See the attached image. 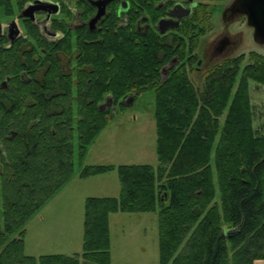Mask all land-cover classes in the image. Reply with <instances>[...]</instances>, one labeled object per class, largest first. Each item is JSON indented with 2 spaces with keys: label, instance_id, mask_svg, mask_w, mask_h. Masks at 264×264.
I'll return each instance as SVG.
<instances>
[{
  "label": "trees",
  "instance_id": "trees-1",
  "mask_svg": "<svg viewBox=\"0 0 264 264\" xmlns=\"http://www.w3.org/2000/svg\"><path fill=\"white\" fill-rule=\"evenodd\" d=\"M206 23L185 20L186 40L136 41L130 29L113 33V22L98 36L80 30L75 40L66 32L0 49V80L9 77L0 87V264H110L116 210H157L161 264H264V133L247 90L248 80L264 84V54L249 52L234 91L236 58L212 66L200 85L185 68L162 79L161 67L181 47L190 53ZM145 92L155 100L158 165L120 164L119 196L85 199L80 255L25 254L26 222L72 174L74 138L82 156L120 101ZM108 94L112 105L100 108ZM112 168L88 165L81 175Z\"/></svg>",
  "mask_w": 264,
  "mask_h": 264
},
{
  "label": "rangeland",
  "instance_id": "rangeland-1",
  "mask_svg": "<svg viewBox=\"0 0 264 264\" xmlns=\"http://www.w3.org/2000/svg\"><path fill=\"white\" fill-rule=\"evenodd\" d=\"M228 0L210 2L213 6L212 20H207L205 32L196 44V58L205 56L224 34L234 40L235 46L217 53L191 74L187 70L195 65L194 60L183 67L195 85L211 66L224 60L236 58L239 71L233 91L236 89L244 65L251 51L264 54V44L256 45L252 39V28L244 17L234 20H217L218 9ZM16 6H14V11ZM7 12L1 9L0 20L7 21ZM4 19V20H3ZM194 49L191 51L193 52ZM195 59V58H194ZM204 63V62H203ZM194 70V69H192ZM249 101L253 125L264 133V84L248 80ZM127 102V101H126ZM155 100L153 92L135 95L122 108H116L106 127L99 131L86 146L82 156L78 155L77 139L74 138L73 171L68 180L54 192L26 222L24 251L38 258L42 254L80 255L83 250L84 203L88 196H113L120 194V181L117 166L120 164L158 165L156 154V128L154 119ZM224 114L221 116L223 120ZM213 162V161H212ZM112 165L113 168L102 173L81 175L88 165ZM214 200L219 201L218 192ZM110 264H161L158 241V215L156 211H122L109 214ZM26 243V244H25Z\"/></svg>",
  "mask_w": 264,
  "mask_h": 264
},
{
  "label": "flooded vegetation",
  "instance_id": "flooded-vegetation-1",
  "mask_svg": "<svg viewBox=\"0 0 264 264\" xmlns=\"http://www.w3.org/2000/svg\"><path fill=\"white\" fill-rule=\"evenodd\" d=\"M51 1L58 3L56 12L35 10L31 16L25 15V6L34 0L26 1L20 8L16 7L15 11L12 8L6 14L7 21L0 20V49H7L8 52L10 46L16 42L32 46H39L42 39L56 42L66 32H69L71 40H75L80 30L87 31L88 35L96 34L98 36L107 30L113 22L115 24L113 33L116 34L120 29H130L131 35L136 41L147 36H153L159 40H170L176 35L180 40H186V34L183 32L185 20H212V13L215 10L213 6H207L213 1L207 0H110L103 7L101 0ZM202 5H206L203 15L200 10ZM100 8L103 12L96 18ZM1 9L3 8H0V11ZM240 10V4L228 0L227 4L218 9L217 20H234L236 16L244 17L246 20ZM91 20L97 21L92 24ZM190 34L193 35V33ZM235 45L234 40L224 34L217 40V44L209 52V55L205 56V61L202 58H196V47L190 53L181 47L180 54H174L161 67L162 79L167 77L172 68H183L186 66V62L191 60H194L195 65L193 68L191 65L187 70L191 74L196 73L202 65L207 66L217 53L229 50ZM42 50L37 47L35 51L41 56ZM7 83L8 76H5L0 80V87H6ZM132 97L128 96L120 102L127 103Z\"/></svg>",
  "mask_w": 264,
  "mask_h": 264
},
{
  "label": "water",
  "instance_id": "water-1",
  "mask_svg": "<svg viewBox=\"0 0 264 264\" xmlns=\"http://www.w3.org/2000/svg\"><path fill=\"white\" fill-rule=\"evenodd\" d=\"M110 0H101L102 7ZM232 3L240 4V13L245 15L246 23L252 28V39L256 45L264 44V0H232ZM58 3L51 0H34L25 6L24 14L32 15L35 10H46L48 12H56ZM103 12L102 8L96 15V18ZM95 18V19H96ZM97 20H91L92 24ZM15 24V22L13 21ZM132 99V98H131ZM112 97L108 94L105 101L99 104L100 108L112 105Z\"/></svg>",
  "mask_w": 264,
  "mask_h": 264
},
{
  "label": "bare ground",
  "instance_id": "bare-ground-1",
  "mask_svg": "<svg viewBox=\"0 0 264 264\" xmlns=\"http://www.w3.org/2000/svg\"><path fill=\"white\" fill-rule=\"evenodd\" d=\"M10 3V2H9ZM176 42V41H175ZM19 45V44H18ZM17 48V47H16ZM49 52V51H48ZM24 64V63H23ZM47 64V63H46ZM25 67V66H24ZM46 69V68H45ZM26 70V69H25ZM35 70V69H34ZM44 72V71H43ZM8 73V72H7ZM43 74V73H42ZM26 76V75H25ZM9 78V77H8ZM13 82V81H12ZM40 89V88H39ZM33 98V96H32ZM65 99V98H64Z\"/></svg>",
  "mask_w": 264,
  "mask_h": 264
},
{
  "label": "crops",
  "instance_id": "crops-1",
  "mask_svg": "<svg viewBox=\"0 0 264 264\" xmlns=\"http://www.w3.org/2000/svg\"><path fill=\"white\" fill-rule=\"evenodd\" d=\"M25 244H26V243H25ZM24 252H25V251H24ZM25 254L32 255V254H29V253H26V252H25ZM33 256H34V255H33Z\"/></svg>",
  "mask_w": 264,
  "mask_h": 264
}]
</instances>
